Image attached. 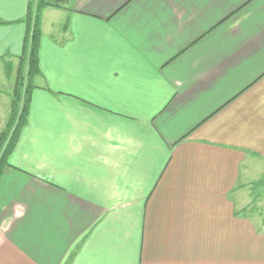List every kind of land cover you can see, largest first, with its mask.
<instances>
[{
	"label": "crops",
	"instance_id": "1",
	"mask_svg": "<svg viewBox=\"0 0 264 264\" xmlns=\"http://www.w3.org/2000/svg\"><path fill=\"white\" fill-rule=\"evenodd\" d=\"M28 2L0 0V61ZM39 68L0 264H264V0L48 6Z\"/></svg>",
	"mask_w": 264,
	"mask_h": 264
},
{
	"label": "trees",
	"instance_id": "2",
	"mask_svg": "<svg viewBox=\"0 0 264 264\" xmlns=\"http://www.w3.org/2000/svg\"><path fill=\"white\" fill-rule=\"evenodd\" d=\"M67 1L29 0L27 14L24 19L20 20L26 23L27 31L24 38L23 53L19 57V67L16 71L10 116L5 128L0 133V176L4 168L9 165V157L27 123L30 91L34 86L33 79L40 73L39 44L42 37L43 11L48 6H64ZM4 23H8V21L0 18V24ZM5 63L10 67L12 66L9 61ZM24 63H27V70H23Z\"/></svg>",
	"mask_w": 264,
	"mask_h": 264
},
{
	"label": "rangeland",
	"instance_id": "3",
	"mask_svg": "<svg viewBox=\"0 0 264 264\" xmlns=\"http://www.w3.org/2000/svg\"><path fill=\"white\" fill-rule=\"evenodd\" d=\"M45 21H47V17L45 18ZM6 61L11 62L12 66L10 67L6 64ZM18 67L19 59H16L15 61L7 59L0 61V133L5 128L10 116L11 102L14 97L13 89ZM23 70H27V63H24Z\"/></svg>",
	"mask_w": 264,
	"mask_h": 264
}]
</instances>
